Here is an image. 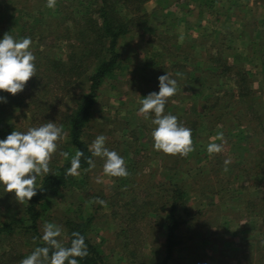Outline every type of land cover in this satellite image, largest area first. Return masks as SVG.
<instances>
[{
  "label": "rangeland",
  "instance_id": "rangeland-1",
  "mask_svg": "<svg viewBox=\"0 0 264 264\" xmlns=\"http://www.w3.org/2000/svg\"><path fill=\"white\" fill-rule=\"evenodd\" d=\"M95 3L57 0L49 9L46 0H0V39L5 33L30 37L37 69L19 94L0 91L6 100L0 101V139L49 121L62 126L64 139L51 172L76 153L68 121L88 90L96 58L77 66L81 48L73 31ZM135 7L134 2L118 4L125 19L140 15ZM141 9L148 17L119 39V64L102 80L83 130L88 146L98 135L107 137L105 146L124 158L130 176H104L103 160L93 157L95 168L79 170L39 202V231L45 222L62 225L60 239L67 246L66 223L89 219L87 236L103 264H158L166 255L170 196L178 189L183 193L176 210L179 244L165 264H264V0H144ZM91 19L99 21L96 15ZM67 28L72 38H65ZM187 34H201L199 54H191ZM212 46L222 49L232 65L226 76L206 69ZM166 73L179 87L165 114L192 129L195 151L187 158L155 151V126L137 114L140 101L159 92L158 77ZM219 132L226 140L224 151L210 156L207 146L221 143L215 140ZM225 159L231 160L227 171ZM98 176L103 183L95 182ZM97 197L105 205L96 203ZM27 204L20 205L0 186V226L17 223L15 230L0 232V264H20L40 246L25 230Z\"/></svg>",
  "mask_w": 264,
  "mask_h": 264
},
{
  "label": "clouds",
  "instance_id": "clouds-1",
  "mask_svg": "<svg viewBox=\"0 0 264 264\" xmlns=\"http://www.w3.org/2000/svg\"><path fill=\"white\" fill-rule=\"evenodd\" d=\"M57 0H46L45 6L54 9ZM182 40L183 37H180ZM30 37L15 39L5 33L0 39V91L13 96L22 92L30 79L36 76V57L30 50ZM159 92H151L144 97L138 109V115L145 120L151 118L155 126L151 132L153 149L168 156L187 158L195 151L192 129L184 126L176 115L165 114V106L169 99L178 92V82L168 73L158 77ZM0 101L6 102L3 97ZM154 116V118H152ZM64 139L62 126L55 122H47L38 127H31L26 132L14 130L0 139V186L4 192L14 193L20 205L29 203L37 195V179L51 173L50 163L56 154L58 144ZM107 137L98 135L89 146L92 157L103 160V175L112 178H128L130 173L124 158L106 146ZM215 140L207 146L210 156L224 151L226 140L223 132H219ZM67 158V152H61ZM81 150H77L71 159V167L66 175L79 176ZM89 170L95 168V162L89 158ZM230 159L224 160V170H228ZM96 183H103L102 176L96 177ZM95 202L105 205V201L95 198ZM63 226L45 222L42 226V241L44 246L36 247L30 255L22 259L20 264H79L77 258L83 259L88 255L85 237L78 231L71 233L70 246H65L60 239Z\"/></svg>",
  "mask_w": 264,
  "mask_h": 264
},
{
  "label": "trees",
  "instance_id": "trees-1",
  "mask_svg": "<svg viewBox=\"0 0 264 264\" xmlns=\"http://www.w3.org/2000/svg\"><path fill=\"white\" fill-rule=\"evenodd\" d=\"M97 4L83 14V23L79 24V21H74L75 27L73 35L74 41L80 46L81 52L77 57L79 64L83 65V62L87 61L92 55L96 58L93 63V69H90L87 77L89 85L88 90L84 93L80 101L74 110V113L70 115L68 121L69 137L71 144L75 147L76 151L79 149L83 152V156L80 158V169L88 167V159L93 158L89 151L88 143L83 138V130L86 124L91 119V112L94 104L96 103V97L98 89L102 80L111 72L115 70L119 64L120 53L117 50L119 39L131 30L138 22L148 17L146 13L142 12L141 4L144 0H96ZM122 2L127 6L129 3H136V11H139L137 17L124 18V15L119 12L118 4ZM96 15L99 19L97 22H92L91 17ZM141 16V17H140ZM73 26V27H74ZM67 33L65 38H70L71 34L66 29ZM70 34V35H69ZM73 48L74 44L72 43ZM176 58L179 56L175 55ZM211 58V57H210ZM53 61V60H52ZM54 62V61H53ZM55 63V62H54ZM212 67L215 68L219 76H226L227 73L232 71V65L228 64L226 59H223L220 54L211 58ZM60 63L58 62V66ZM57 66V65H55ZM183 65L181 64V67ZM82 67V66H81ZM243 72V71H242ZM236 74H240V68L236 70ZM243 75L244 72H243ZM245 77V76H244ZM242 77L241 79H244ZM71 167V159L66 160L61 164L58 171L51 172L49 175L42 178L41 183L37 189V195L32 198L25 208V214L27 215L28 225L26 229L34 235V238L40 241V246H44L41 239L42 234L38 228V219L40 217V211L37 209L39 202L47 197L49 193L64 187L71 182L75 176L66 175L67 169ZM183 193L175 189L170 196L169 217L167 222L166 233V255L158 264H165L168 258L172 254V250L179 244L177 234L179 231L180 219L176 215L178 205L183 203ZM68 228L67 246H70L72 239L71 233L73 231L80 232L85 237V243L87 244L88 255L83 258H77L79 264H103L104 258L99 249L90 241L87 236V227L89 225V219L85 222L80 221H68L66 223ZM17 223L9 222L3 223L0 226V232L15 230Z\"/></svg>",
  "mask_w": 264,
  "mask_h": 264
},
{
  "label": "crops",
  "instance_id": "crops-1",
  "mask_svg": "<svg viewBox=\"0 0 264 264\" xmlns=\"http://www.w3.org/2000/svg\"><path fill=\"white\" fill-rule=\"evenodd\" d=\"M200 16H201V14H199ZM202 18V17H201ZM203 21H204V19H203ZM201 22L202 21H200V24H201ZM199 23V22H198ZM201 35V34H200ZM200 35H198V36H194L193 34H190V35H185V38L187 39V38H190V40L192 41V43H191V47H189L190 49H191V54L194 56V54H199L200 53V50L201 49H198V45L196 44L197 42H198V40H199V37H200ZM201 39H202V37H200ZM228 39L229 40H231V36H228ZM204 46V45H203ZM205 47V46H204ZM235 50V52L237 51V50H240V49H237V48H230V50ZM203 50V52H205V50L204 49H202ZM254 51V50H253ZM222 52H223V50L222 49H220V48H218V47H216V46H212V48H211V50H209L208 52H207V58H206V62H207V64L205 65L206 66V69H209L208 71H210V72H217V71H215V68H213L212 67V63H211V58L213 57V56H217V54H220L221 55V57L223 58V59H226V61H227V63L228 64H230V62H228V58H227V56H224V55H222ZM241 53V51L240 52H236L235 54H240ZM257 53V52H256ZM258 55V54H257ZM211 57V58H210ZM248 61L249 62H252L253 60L252 59H248ZM197 63H200V61L198 62L197 61ZM183 64V63H182ZM198 65V64H197ZM261 67V66H260ZM260 67H257L256 69H260ZM203 71H205V70H203ZM198 81H199V79H198ZM233 86L235 87V82L233 81ZM209 86V88H216V86L215 85H208ZM198 87V86H197Z\"/></svg>",
  "mask_w": 264,
  "mask_h": 264
}]
</instances>
